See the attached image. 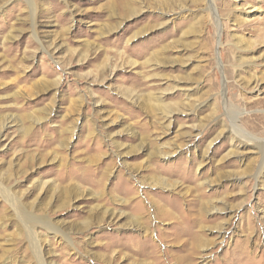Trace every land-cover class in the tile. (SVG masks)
I'll use <instances>...</instances> for the list:
<instances>
[{
    "label": "rangeland",
    "instance_id": "1",
    "mask_svg": "<svg viewBox=\"0 0 264 264\" xmlns=\"http://www.w3.org/2000/svg\"><path fill=\"white\" fill-rule=\"evenodd\" d=\"M0 264H264V0H0Z\"/></svg>",
    "mask_w": 264,
    "mask_h": 264
}]
</instances>
